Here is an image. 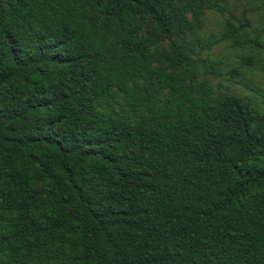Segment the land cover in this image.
<instances>
[{"label": "trees", "instance_id": "16d2710c", "mask_svg": "<svg viewBox=\"0 0 264 264\" xmlns=\"http://www.w3.org/2000/svg\"><path fill=\"white\" fill-rule=\"evenodd\" d=\"M250 1L0 0V264H264Z\"/></svg>", "mask_w": 264, "mask_h": 264}, {"label": "rangeland", "instance_id": "374dc122", "mask_svg": "<svg viewBox=\"0 0 264 264\" xmlns=\"http://www.w3.org/2000/svg\"><path fill=\"white\" fill-rule=\"evenodd\" d=\"M232 8V12L236 15V17L242 21L243 23H248L255 27H261L263 25L262 21L260 20V12L257 11L254 7V3L250 0H225ZM217 16L212 15L207 20V28H216L217 25ZM221 48H216L214 53L217 54ZM229 49V47H228ZM230 50V49H229ZM228 50V51H229ZM230 55L232 52L229 51ZM256 67L252 68L248 73V76H251L253 81L261 86L264 87V65L262 63L255 64ZM217 80L213 79V83H216ZM227 83V90L236 95H244L247 94L249 91L247 87H244L241 84L240 79L230 80Z\"/></svg>", "mask_w": 264, "mask_h": 264}]
</instances>
